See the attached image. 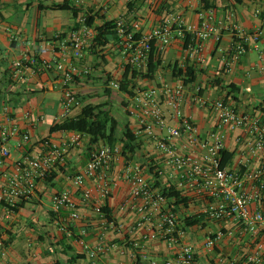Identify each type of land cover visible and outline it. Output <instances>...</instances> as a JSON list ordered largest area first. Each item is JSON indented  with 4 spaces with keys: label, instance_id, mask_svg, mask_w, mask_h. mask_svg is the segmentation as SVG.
Instances as JSON below:
<instances>
[{
    "label": "crops",
    "instance_id": "obj_1",
    "mask_svg": "<svg viewBox=\"0 0 264 264\" xmlns=\"http://www.w3.org/2000/svg\"><path fill=\"white\" fill-rule=\"evenodd\" d=\"M66 2L79 11L77 15L71 8L54 7ZM208 7L214 9L218 18L233 11L245 34L252 32L257 24L264 26V0H114L107 8L99 0H0V104L10 107L12 123L20 128V134L9 141L11 156L0 169V186L7 182L24 154L46 151V140L60 144L72 132L50 130L59 122L55 117L61 110L63 96L60 75L53 69H42L34 74L28 72L14 77L12 63L15 60L25 53L47 60L60 57L62 49L57 35L67 34L75 25V29L80 30L87 27L91 32V42L85 48L81 62L90 65L92 72L72 82L71 87L80 97L82 106L72 108L69 117L77 116L87 103L107 102L110 109L109 98L118 89L111 87L107 79H121L127 58L114 34H105V42L93 46L95 27L120 17L129 21L142 19L146 29L176 16L186 23L197 24L199 12ZM258 10L261 14L256 15ZM87 16L95 17L91 26H86ZM234 52L235 37L228 29L223 30L220 41L210 38L204 42L203 63L189 54L186 40L177 36L163 51H159L161 64L154 76L135 79V90L183 84V112L198 126L202 136L218 126L219 117L214 108L201 103L200 97L209 101L225 100L242 112L260 117L264 123V33L258 40H250L237 59H232ZM228 59L231 61L229 66L226 64ZM175 65L178 68L192 66L196 71L195 80L184 83V76H176L178 69L175 70ZM106 88L111 92L108 93ZM120 93L124 95L121 104L123 101L127 104L131 95ZM164 109L168 112L165 106ZM127 114L117 143L123 144V133L128 125L136 137L134 150L128 152L133 164L140 166L155 187L164 190L174 185L176 188L180 171L168 163L167 155L146 133L136 132L138 121L128 111ZM175 122L168 116L170 125ZM154 131L159 136L166 134L164 128L155 127ZM25 133L30 138L21 143V135ZM227 133L225 149L232 153V157L225 167L237 169L246 176L253 174L261 158L258 152L253 154L248 149L255 136L243 128L228 129ZM186 140L184 135L174 139L178 151H193L200 158L205 154V149L192 147ZM103 144L99 141L91 145L89 137L85 136L83 144L69 149L65 162L48 174L54 175L52 181L38 180L33 193L16 201L17 210H11L0 199V223L6 235L0 264H93L83 247L85 241L118 245L96 258V264H149L150 259L162 261L173 253L174 249L162 240L144 239V229L134 228L138 215L120 209L130 194V184L122 175V160H116L108 169L116 185L107 198H102L95 189L97 181L94 177H86L82 187L74 183V177L84 171L93 150ZM253 183L251 177L246 188L250 189ZM84 188L93 190L89 200L83 197ZM65 190L70 191L74 207L55 211L54 196ZM181 192L188 197L189 203L188 206H178L175 213L179 218L188 215L203 218L199 224L185 227L186 239L195 252L194 264H200L201 258L205 259V264H244L246 256L258 245L264 249L263 232L243 231L237 218L216 220L203 214L213 197L198 194L192 187H185ZM98 204L109 207L120 228L105 223L95 211ZM168 205L172 209L175 207L170 201ZM250 208L252 211L264 210V193L259 200L252 202ZM73 211L79 214L78 218L72 217ZM208 237L214 238L212 246L207 244ZM135 241L141 242L143 247L133 254ZM121 250H124L123 254Z\"/></svg>",
    "mask_w": 264,
    "mask_h": 264
},
{
    "label": "built area",
    "instance_id": "obj_2",
    "mask_svg": "<svg viewBox=\"0 0 264 264\" xmlns=\"http://www.w3.org/2000/svg\"><path fill=\"white\" fill-rule=\"evenodd\" d=\"M99 1L107 8L114 0ZM255 14H261V10ZM225 29L235 37V52L232 59H237L246 50L250 40H258L264 33V26L257 24L252 32L245 34L233 11H228L223 18H218L212 7L199 12L197 24L186 23L176 16L166 18L146 29L142 19L129 21L125 17H120L116 20L117 37L122 52L127 58V63L137 69L147 67L153 46L157 51H163L177 36L186 40L189 54L203 63L204 42L210 38L220 41ZM90 36L91 32L87 27L81 30L73 28L65 35H57L62 49L60 57L47 60L25 53L12 63L14 77H20L28 72L34 74L42 69H53L60 75L63 96L61 110L55 117L57 121L69 117L72 108L82 106L81 99L71 84L74 79L92 72L90 65L81 62L85 48L90 45ZM226 64L229 66L231 61L228 59ZM110 86L119 89L120 83L111 80ZM199 100L202 104L214 108L219 117L218 126L206 136L201 135L198 126L183 112V84L164 85L161 88H138L133 91L126 108L138 121L136 132L146 133L154 141L155 146L167 155L168 163L180 171L176 189L192 187L198 194L214 198L204 208L203 214L206 217L216 220L237 218L243 231L264 233V210L252 211L250 208L252 202L259 200L264 193V123L260 117L242 112L225 100L209 101L201 97ZM26 116L30 117V113L26 112ZM168 116L176 121L175 124L168 123ZM12 120L10 107L0 104V169L11 156L10 139L20 134V128L13 124ZM155 127L166 129V134L157 135ZM236 128H243L255 136L248 149L253 154L258 152L261 157L255 172L247 176L237 169L222 167L220 164L227 130ZM181 135L186 137L187 144L192 147L205 149V154L200 158L193 151H178L174 139ZM85 136H87L85 133L72 131L63 143L46 140L44 142L46 151L24 154L15 164L7 182L0 186V199L7 205L14 206L19 198L33 193L38 180L44 179L54 168L64 163L68 150L81 146ZM29 138V134L25 133L21 135L20 141L22 143ZM122 145L116 142L96 147L84 171L74 177V183L82 187L86 177H94L97 181L95 189L102 198H107L116 185V180L109 176L108 169L116 160H122V175L130 184V194L120 205V209L130 210L138 215L134 228L144 229V239L162 240L174 249L173 253L162 261L150 259L149 264H194L193 245L186 239L182 219L168 205L171 200L164 194L163 189L152 184L142 173L140 166L133 164L128 152L123 153ZM251 177L254 183L247 189L246 182ZM92 193L91 188H84V199L89 200ZM62 207H74L69 190L54 196V210L59 211ZM101 207V204L96 205L95 211L104 218L105 223L120 228L114 219L106 218ZM72 217L78 218L79 214L73 211ZM5 239V228L0 223V252L5 246ZM207 244L212 246L214 238L208 237ZM83 247L88 257L93 260V264H96V258L106 255L118 245L103 241L98 243L85 241ZM142 247L141 242L135 241L132 253ZM121 253L123 254L124 250H121ZM143 257L147 258V255L143 253ZM244 264H264L263 246L258 245L249 253Z\"/></svg>",
    "mask_w": 264,
    "mask_h": 264
},
{
    "label": "trees",
    "instance_id": "obj_3",
    "mask_svg": "<svg viewBox=\"0 0 264 264\" xmlns=\"http://www.w3.org/2000/svg\"><path fill=\"white\" fill-rule=\"evenodd\" d=\"M54 7L56 8H71L74 11V14H78V10L74 7H70V5L66 3L56 4ZM95 17L94 16H87L86 24L91 26ZM77 25H75V28ZM96 35L93 39V46L98 44H103L105 41L103 38L105 34H114L117 36L116 31V21L115 20H106L101 25L95 27ZM159 51H157L156 47L153 46L149 56V62L146 68L137 69L133 68L131 65L127 63L124 73L119 80L120 86L119 90L123 91L129 95L133 94L132 90H135V79L138 77L151 79L158 67L161 64L159 59ZM178 69L176 72V76H184L183 81L184 83L193 82L196 78V71L192 66H186L185 68L179 67L175 65V70ZM75 80V79H74ZM111 78L107 79V82H110ZM108 93L111 92L109 88L105 89ZM122 105L126 107V102L123 101ZM119 121L118 119L112 115L111 110L107 108V102H100V103H87L85 104L80 113L75 117H67L66 119L55 123L51 126V132L54 131H79L85 133L89 137V141L91 145L102 141L104 144H114L118 141V137L116 134L118 128ZM135 134L127 125L124 133H123V145L122 150L123 153L126 154L127 152H132L134 149V141H135ZM232 157V153L228 150H222V157H221V166L225 167L229 160ZM53 174L47 175L44 179L46 181L53 180ZM164 194L171 200V204L175 207L173 208L174 211H177L178 206L186 205L188 206V197L184 196L181 190L175 188L174 185H171L168 188L164 189ZM11 210L15 211L18 208V205L9 206ZM102 211L105 213V216L108 220H113V216L111 214V210L107 205L101 207ZM202 216L197 215H188L182 219V222L185 227L193 226L199 224L202 221ZM77 257V256H76ZM195 261V259H194Z\"/></svg>",
    "mask_w": 264,
    "mask_h": 264
},
{
    "label": "rangeland",
    "instance_id": "obj_4",
    "mask_svg": "<svg viewBox=\"0 0 264 264\" xmlns=\"http://www.w3.org/2000/svg\"><path fill=\"white\" fill-rule=\"evenodd\" d=\"M120 92L121 91L118 89L116 94H114V95L111 94V96H110L111 98H109V100H110L109 106H110L111 113L119 121L118 128L116 131L117 137H118V135H120L122 133V130H123L122 127L124 126L123 123H125L127 118H128L127 108L121 104V100H122L124 95ZM205 263H206L205 259L201 258L200 264H205Z\"/></svg>",
    "mask_w": 264,
    "mask_h": 264
}]
</instances>
